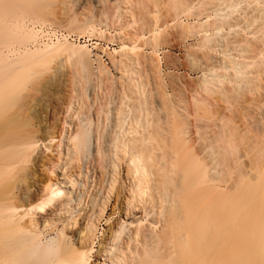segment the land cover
Instances as JSON below:
<instances>
[{"label":"bare ground","instance_id":"6f19581e","mask_svg":"<svg viewBox=\"0 0 264 264\" xmlns=\"http://www.w3.org/2000/svg\"><path fill=\"white\" fill-rule=\"evenodd\" d=\"M55 1L57 0H0V264H234L233 260L236 257L232 260V251L236 252L240 260L238 264H264V203L261 204L262 202L259 201L261 198V195L259 196L261 179L258 182L256 179H258L259 175L258 173L256 175L254 173L250 177L251 179H248L249 181L246 179L247 182H239L241 184L243 183V186L240 190H237V184L239 183L237 180L231 179V171L229 172V165H227V163L229 164L228 158H232L230 157L231 152L228 151L229 148L227 149L223 145V148L230 152V154L227 153L229 154L228 157L226 151H222L223 148L219 145L226 138H231L232 136H227L229 135L227 134V137L222 139L223 142L216 145L218 147H214L212 143L215 140L219 141L224 136V130L222 132L219 131L221 129L217 130L222 134L221 137L220 135H215L216 133L214 132H217L215 131L216 129L212 130L215 136L212 142H210L212 139H209L210 141L205 139L206 135L205 137L198 135L201 132L200 128H198L201 126L198 123L201 121L204 123V125L201 123L203 125L201 129L204 127L208 129L210 125L208 123H216V120L213 118L215 113L213 117L208 116L210 113L204 116L206 115L204 113L207 109L204 103L201 106H196L202 111L200 112V119H189L190 117L184 116L186 117L184 120V117L182 118L181 116L182 111L181 113L177 111L178 107H169L167 109L163 104V107L157 106L155 109L156 106L153 105V102L151 106L147 103L148 99L144 101V99L140 98V100L138 97L140 100H138V106L145 107L146 114L150 110L155 115L149 113L151 120L147 119L149 120L147 121V116L144 117V120H140L142 121V124L139 122L140 126L138 125L140 131L136 130L138 131L136 132L138 136L133 137L137 135L134 134L130 137L131 139L128 137L130 141L126 144L129 145L124 143V146H129L130 151L124 146L120 147V149L117 148L118 151L120 150L119 152H121L122 148H126L124 151L126 152L127 150L130 152L131 156L127 153L129 155L127 156L130 157L129 159L124 155L128 158L126 165V159H122L125 170L122 177L120 176V182L114 187V194L112 193L113 203L110 208L111 212L105 215L103 219L101 218L102 222L100 224L98 223L99 221L96 218L100 215L96 217V198L98 195L100 196L102 192L101 188L97 189V192L93 193L94 195H87V204L80 206L81 203L84 204L82 201L84 196L82 194L84 193L82 191V194L77 193V189L74 187L78 184V180L81 179L80 177L83 171L80 168L81 164L77 163L81 157L85 159L84 157L91 155V158H89L91 159L90 163L93 164V167L92 173H90L92 174L91 176L97 178L96 181L99 184L107 173L104 174L103 171L107 169V167L106 169L104 168L105 156L103 154L104 151H102L103 145L105 146L102 143L104 138L102 139L103 134L101 135L98 129L100 128L98 121L101 118H97L94 121L92 120L93 117L91 118L89 116L79 118L76 121L74 120L76 114L74 115L71 112L72 101H74L72 98L75 99L74 95L77 91L81 93H77L81 97L86 94H83L85 90V85L83 84H87L91 79L90 75L93 73V70H91L90 62L92 60L89 56L90 52L86 49L85 45H75V47L70 44H64V42L63 44L57 42L53 46L48 47L50 52L52 50L51 53L47 56L44 55L45 57L42 54L43 57L39 59V56H36V59L34 55V58L31 56V52L21 54L11 47V44L16 42L22 43L19 41L34 42L40 30L36 29L35 26H33V29L19 22L17 23L13 18L26 13L31 15L30 19H36L37 22L43 23L41 21H45L44 19H46L43 16L52 13V7ZM142 1L146 5L144 6L142 2L146 10L144 9L143 12H140V10L137 14L146 27H152L154 31H159V27L161 26V24L159 25V21L161 18L165 19L166 16L177 18L184 13L185 15L190 13L191 16L194 10V15L196 14L195 12H198V16L195 15V18L196 16L198 18L200 16L198 10L201 11V9L204 7L207 8L209 5L211 6L207 8L209 12L212 11L211 8L214 11L212 14L214 23L212 20L209 22L206 19V23H210V28L212 27V23L215 24L213 26L216 29H220L223 26L232 28L234 24L231 22L235 20V25H237V22L238 24L240 23L241 18L243 22H247V25L259 19L264 25V0H255L262 7L260 9L259 5L258 12L252 11L253 13L249 12V9L247 10L249 2L247 1V4L245 0H195L194 3H198L199 1V5L196 3L195 5L192 0ZM243 1L247 6L244 3V5H241ZM250 5L252 4L250 3ZM208 10L206 14L204 13L206 17H209ZM116 12H118V9ZM234 13H237L236 15H239L240 19L237 17L232 18L234 17ZM202 14L201 17L204 15ZM118 15L121 14L119 13ZM209 15L211 16V13ZM83 17L82 19H70L68 24L76 23L78 27L88 25L91 22L90 18L88 16ZM204 23L202 22L199 26H197L198 24L196 22L194 24H197L195 26L198 28L200 26L202 27ZM179 24L181 25L182 22H178L177 25ZM141 25L143 26V24ZM195 26L193 27L192 25V29L196 32ZM204 26L206 29H203ZM204 26L202 29L205 32L207 29L209 30V25L206 26L205 24ZM183 27L185 28L186 26L184 25ZM190 27L188 25L187 29L194 32ZM239 28L241 27L239 26ZM202 29L200 28V30ZM242 29L244 30V28ZM261 30L258 33L264 34ZM215 31L214 34L218 30ZM233 31L236 32L235 29ZM158 33H153L155 38H157ZM226 35L228 36V34ZM218 36H215V38ZM243 37L246 38L248 36ZM256 37L257 35L255 39ZM259 37L256 39L258 43L264 40V36L261 38L262 40H259ZM204 39L205 43L203 45H206L207 42L211 43V39L214 41L213 37L210 38L208 35L203 34V42ZM240 41L243 40L240 39ZM152 42L150 43L151 45L153 44ZM214 42L216 43V41ZM248 42L253 45V42ZM249 43L248 46L250 45ZM237 44L239 45L240 42H237ZM241 44L245 45L246 43ZM241 44L240 46L242 48ZM263 44L261 46H264ZM128 47L124 45L122 49H129ZM245 47L243 46V48ZM134 48L136 46H132L130 49ZM260 49L262 52V47ZM43 53L47 54L45 52ZM209 53L207 55L205 53L206 59H209L212 55H209ZM208 55L209 58H207ZM134 56L136 57V55ZM230 57L229 55V59H227L229 60V67L233 69L231 70V75H233L232 79L235 78L233 81H236V83L238 79V81H241L237 84L235 83V86H233L234 83L230 82L231 87L229 86V88L232 89L233 86L234 90H228L234 91L233 94L235 95L236 91L238 93L240 89L242 91L246 87L248 79L250 80L249 76L253 75L248 71L250 75L248 77L246 76L248 72L245 71V68L248 67L250 61L244 62L246 59L244 61L242 60L244 63L242 66V63L240 64L239 61L236 63V59L234 61ZM260 59L262 58L260 57ZM156 61L158 62V60ZM156 64L154 62L152 66L156 68ZM262 64L260 67L262 66L263 68ZM143 67L145 68V66ZM208 71V73H203L202 75V83L205 90L211 89V83L215 85L221 82L219 79V71L215 72L211 68ZM254 78H251V80H254ZM214 82L216 83L214 84ZM224 82L220 86H217V84L216 86L221 87ZM131 83L133 85V82ZM240 83L246 84L245 87H241L242 85ZM248 86L246 87V91L248 90ZM224 88V91H228L226 87ZM212 90L207 91L211 93L210 91ZM214 90L212 92L213 94L219 91L216 90L217 92H214ZM241 91H239V95H242L243 91ZM245 92H243V95ZM132 93L134 94V92ZM147 93L145 92L146 95ZM133 94L132 96H134ZM218 95L220 96L221 94L219 93ZM80 101L82 102V100ZM124 102H126V99ZM148 102L151 103L150 101ZM146 104L149 106L146 107ZM119 105L120 109H122L121 104ZM153 106L155 107L153 108ZM158 107L165 108L167 111ZM133 108L135 109L136 107ZM160 109L165 112L163 114L165 117L163 116V118ZM97 112L96 115L100 113ZM129 112H132V110ZM178 113H180L179 115L181 117ZM226 125L224 123L225 127ZM230 127L233 128L232 126ZM141 128H143V132ZM196 128H198L199 132ZM133 129V133H135V127ZM103 131L102 133L105 132ZM202 131L206 130L202 129ZM140 132H142L141 135L139 134ZM232 132H230L231 135L235 133ZM220 133L217 132V134ZM239 133L237 131L236 134ZM196 134L202 137L200 141L203 142V145L199 142ZM203 138L206 140L205 142ZM207 140L210 144L209 142L206 144ZM227 140L226 142L228 144ZM230 145H233V143L227 146ZM219 147L220 150L218 149ZM221 151V155L225 153L224 156L220 155ZM233 151L235 152L234 154L237 153L235 150ZM105 155L107 156L109 153ZM118 163L120 164L119 160ZM257 175L258 177L256 178ZM237 179L239 178L237 177ZM111 189L113 190V187ZM236 191L240 192L237 193L238 196H235L236 194L233 195ZM234 196L236 199H233L235 198ZM258 196L260 197L259 199ZM236 231H240L238 232L240 233L238 238L234 235ZM234 238L235 242H233ZM236 239H239V242L237 240L238 244L236 243ZM233 243L236 244L234 246L238 247L236 249L237 251L232 249Z\"/></svg>","mask_w":264,"mask_h":264},{"label":"rangeland","instance_id":"374dc122","mask_svg":"<svg viewBox=\"0 0 264 264\" xmlns=\"http://www.w3.org/2000/svg\"><path fill=\"white\" fill-rule=\"evenodd\" d=\"M139 1L138 0H127V1L126 0H120V1L119 0H66V1L65 0H57V1H55L54 5L52 7V13L43 16V17H46V19H44L45 21H41L43 23L37 22L36 19H30L31 15L26 14V13L21 14V15L17 16L16 18H13V20L15 22H17V23L19 22L21 24H24L29 28L34 29L33 26L41 27V29L39 28L40 30L37 33L38 36L34 42H32V41H30V42L29 41H26V42L19 41L22 43L20 44V43L16 42L17 44L16 43L11 44V47L16 49V51H18L21 54H24L25 52L26 53L31 52L32 57H33V55L35 58H36V56L37 57L39 56L38 57V59H39L40 57L42 58L44 55L47 56L49 53H51L52 50L50 52V49H48V47L53 46L57 42L62 43V44L64 42V44H70L73 46L85 45L86 49H88L90 52L89 56L92 60V61L90 60L91 61L90 63H91V70H93V73L91 72L92 73V75H90L91 79L87 82V84L86 83L83 84V85H85V87H84L85 90L83 91V94L84 93H86V94L84 96L82 95V97H81V95H78L80 92L77 91L75 93L76 96L74 95L75 99L72 98V100H74V101H72L71 112L74 115L76 114V117L74 116V120H76V121H78L77 119H79V118L81 119V118H86L89 116L91 118L93 117L92 120H94V121L97 120V118H99V119L101 118L98 121L99 122L98 126L100 125V128H98V129H99L101 135L103 134L102 139L104 138L102 143L105 144V146L103 145L102 151H104L103 154L105 156L104 168L106 169V167H107V169H106V171L105 170H103V171H104V174L106 172L107 173L105 174L104 178L102 179V182L100 181V184H99V182L96 181L97 178L94 176H91L92 175L91 174L92 173V167H93V164L90 163L91 155L89 156L90 158L84 157L85 159H83V157H81V159L77 163L81 164L80 168L83 171H82V175L80 177L81 179L78 180V184L75 185V187H74L75 189H77V193L82 194V192H83L84 194H82V195L85 196V197L83 196V200H82L84 204L81 203L80 206L86 205L87 204L86 200L88 199V196L94 195L93 193H96L97 189L101 188L102 192L100 193V196L98 195L97 198L95 197L96 202H97L96 217L100 215L99 217H97L98 219L96 218V220L99 221L98 223L100 224V222H102L103 217L111 212L110 208H111V204L113 203L112 193L114 194V192H113L115 190L114 187L120 182L122 174L124 173V170H125L124 169L125 166H124V163L122 162V159L123 160L126 159L125 161H127V162L124 161L125 165H126V163H128L127 159L128 158L130 159V157H128L130 155V152L127 151V150H129V148H128L129 146H126L129 144H126V143H128L130 141L131 136H133L134 134H137L136 132H138V131H136V130L140 131L139 122H140V124H142L141 123L142 121H140V120H144V117H146V116H147L146 120L147 119L151 120V118L149 117V113H151L152 111L150 112V110H149V112L147 113L148 115H147L146 111H145L146 109H144L145 107L143 108V107L138 106V103L141 100L140 98L144 99V101H147V99H148V101H150L151 103H149L148 101H147V103L150 105L153 102L154 103L153 105L156 106V107L153 106V108L155 107V109L157 108V106H161V107L164 106L167 109H169V107L170 108L171 107L172 108L178 107L177 111L178 112L180 111V113L182 111V115H181L182 118L184 116H187L188 118L190 117L189 119H191V118L192 119H194V118L200 119V117H201L200 112H202V111H200L196 106H198V105L201 106L204 103V106L206 105V108L208 109V110L206 109V111L204 113L206 115H204V116H207L208 115L207 113H210L211 115L209 114L208 116L213 117V114L215 113L213 118L216 120V123H214V122L208 123L210 125H209V128L208 127L207 128L210 129L211 125H213V126L216 125V126L214 128H212L213 127L212 126L210 129L211 131L208 129H205V127H204L202 129L206 130V131H202L201 127L204 125V123L201 121L200 123H198L201 126V127H198V128H200L201 132L198 134L199 130H198V128H196L198 130L197 134L199 136H202V137H205V135H206L205 139H208V140L212 139L211 141L209 140L210 142H212L215 139V136L213 134L214 131L212 132V130L216 129L215 131H217V130L221 129V130H219L220 132H222L224 130L223 134L225 137L224 136L221 137L222 134L219 131H217V132L220 134H217V132H214V133H216L215 135H217V136L220 135V137H221V139H220L221 141L215 140L214 143H212V145H214V147L216 145H218L219 143L223 142L222 139H225L227 136H232L231 138H226L222 144H219V145H221L220 147H222V148H223V145H225L227 147V149L229 148L228 151L231 152V154H230V152L226 151V149L223 148V150H222V148H221L222 151H224V150L226 151V155L228 157H229V154H230V157H232V158H228L229 164L227 163V165H229L228 166L229 172L231 171V173H230L231 179L237 180L239 183V182H245V181L247 182L248 179H251L250 177H252V175H254V173H255V175L258 173L259 177L262 176L259 178L257 175L256 178L258 177V179H256V180H258V182H259V179H261L260 180V186L262 189L260 188V193H259V196L261 195L260 196L261 198L258 196V199L260 198L259 201L262 202L261 204H263L264 203V201H263L264 200V194H263L264 193V190H263L264 189V178H263L264 177V148H263L264 147V120H263L264 119V59H263V57H264V49H263L264 46H261V45L264 43V40H262L261 38L264 36V34L261 33L263 35L262 36L260 33H258V31L260 32L261 29H262L261 31L264 32L263 31L264 30L263 23L260 22L261 20L259 19L256 22H253L252 24L247 25V22L246 21H245L246 23L243 22L242 18H241V20H240L241 24L240 23L238 24V22H237L238 26L235 25L236 21L233 20L231 22L232 24H234L232 26V28L229 26H228V28H227V26H223L220 29H216V27H214L215 24H213L214 20H212L214 18L212 15L214 13V11L211 8V10L213 12L212 11L209 12V10L207 9L210 6L209 5L207 8L202 7L203 9H201V11L198 10L199 15H200L198 17L199 19L197 18L198 12H195L196 13L195 15H197L195 18V15H194L195 10L193 11V13H191V16H190V13H188L187 15H185V13H184V14L179 15L178 16L179 18L178 17L172 18V17H167V16L165 17V19L161 18V20L159 21V25L161 24V26L159 27V31H154L152 27H149V28H148V26L146 27V25L143 23L142 20H140V17L137 14L140 10H141L140 12H143V10L145 9L143 7V5L146 6L142 0L140 1L141 4L139 3ZM194 1L195 0H192L193 3H194ZM199 1H201V0H199ZM199 1H198V3H196V2L195 3L199 5ZM247 1L249 2V5H248L249 8L247 6V4H248ZM253 1L252 0H245V2L247 4L243 1L241 5L246 4L247 10L249 9V12H252V11L258 12L257 9H258V6L260 4H258L259 2L257 3L255 0H253ZM142 2H143V5H142ZM252 2L255 4H253ZM116 3H118V4H116ZM135 3H136V5H135ZM250 3L253 6L250 5ZM255 5H257V6L255 7ZM58 6H60V7H58ZM115 6H117V7H115ZM65 7H67V8H65ZM260 7H262V6L260 5L259 8ZM120 8H121V11H120ZM60 9H61V11H60ZM107 9H109V10H107ZM117 9H118V12H116ZM202 10H204L203 14L204 13L206 14L207 10H208L209 14L211 13L212 17L209 14H208L209 17H206L205 14L203 15ZM72 11L74 12V14ZM89 11H90V13H89ZM119 13L121 15H118ZM200 13L203 15L202 17H201ZM236 14L237 13H234V15H233L234 17H232V18L237 17L238 19H240L239 15H236ZM70 16H71V18H70ZM83 16H85V17L88 16V18H90L91 22L88 25L78 27V25L76 23H72V24L69 23L68 24V21L70 19H73V18L82 19ZM192 16H193V18H192ZM85 17H83V18H85ZM206 19H208L207 21H209V22H211V20L213 21L211 28H210V23L209 22H208L209 24L206 23ZM56 21H58V22H56ZM178 22L179 23L182 22V24L177 25ZM195 22L198 25L194 24ZM202 22L203 23L205 22L202 25V27L205 24H206V26L209 25V30L207 29L208 31L206 30V32H205L203 30V29H206L205 26L203 29L201 26L198 28L195 26V25L199 26L200 24H202ZM141 24H143V26ZM172 24H174V25H172ZM184 25L186 26L185 28L183 27ZM188 25L191 26L190 27L191 29H192V25H193V27L195 26L197 33L193 29H192V31H194V32H191V30L187 29ZM239 26L241 28H239ZM258 27H260V28H258ZM151 28H152V30H150ZM200 28L203 31L200 30ZM212 28H214V29H212ZM242 28H244V30ZM163 29H164V31H163ZM229 29H231V30L229 31ZM232 29L233 30L235 29L236 32L233 31ZM173 30H174V32H173ZM215 30H218L217 33L219 32L218 34L215 33L217 35L214 34V32H216ZM223 30H224V32H223ZM155 32H159L158 36H157L158 39L155 38V35L153 34ZM250 32H251V34H250ZM184 33H186V34H184ZM212 33H213V36H212ZM243 33H245V34H243ZM203 34L208 35V37H210V38L213 37L214 41H216V43H215L214 41H212L213 39H211V43L210 42L206 43V45L209 43L208 46L210 49L207 48L208 46L203 45L205 43V39L203 42ZM219 34H221V35H219ZM226 34H228V36ZM232 34H233V36H232ZM160 35H162L163 37ZM218 35L221 37V39ZM253 35H254L253 39L255 40V43H254V40L252 39ZM256 35H257L256 39L258 38V36H260L259 40H262L263 43H261L262 41H260L259 43L256 42L257 41L255 39ZM215 36H218V37L215 38ZM243 36H245V37L248 36V37L244 38ZM249 37H251L250 39L253 41H251L249 39ZM147 39H148V41H147ZM240 39L243 41H240ZM246 39H247V41L253 42V45L248 42L251 45V46L250 45L248 46ZM152 41H154V42H152ZM229 41H230V43H229ZM232 41H233V43H231ZM151 42L154 45L153 44L151 45L150 44ZM237 42L238 43L240 42V44L246 43L247 45L245 44L246 45V47H245V45L241 44L242 45V48H241L240 44L238 45ZM122 43H123V45H122ZM228 44H230V45H228ZM124 45L127 47L129 46L128 47L129 49L123 50L122 46H124ZM213 45L215 46V48ZM132 46L133 47L136 46V48L130 49V48H132ZM243 46L245 48H243ZM237 47L241 48V49H238ZM259 47L260 48L262 47V52H261V49ZM229 48H231V49H229ZM128 50H129V52H127ZM203 50L206 53V55L209 52H210L209 55L212 54L210 56V58H209V55L207 56V58H209V59H206V55L203 52ZM241 50H244V51H241ZM245 50H247V51H245ZM43 52H45L47 54H44ZM211 52H213V53H211ZM140 53H142V54H140ZM201 53H202V55H200ZM240 53H242V54H240ZM252 53H254V54H252ZM39 54H41V55H39ZM42 54H43V56H42ZM245 54H247V55H245ZM256 54H257V56H256ZM134 55H136V57ZM229 55L231 56L230 58L233 59L234 61L236 59V61H237L236 63H238V61L240 62V64L242 63V66L244 64L243 61L245 59L246 60L244 62L250 61L248 67L245 68L246 72L249 71L251 73V75H253V76H249L250 73L249 72L246 73V76L250 77V80L248 79V82H247L250 85L249 86H248V84L247 85L245 84V85H246V87L248 86L247 89L250 92L248 90L246 91L245 85L240 83L242 85L241 87H245L242 90L243 92L246 91L244 93V95H243V92L241 91V89L239 91L242 92V95H239L240 94L239 91H238V93L236 91L235 95L233 94L234 91L233 92L231 91L233 89V86H235L236 81L235 82L233 81V80H235V78L232 79L233 75H231L232 74L231 70H233V69H231V67H229V63H228ZM95 56L97 57L96 59H95ZM137 56H139V57H137ZM260 57L262 59H260ZM128 58L130 60L131 59L132 60L130 61ZM154 58L156 60H158V62ZM136 59H138V60H136ZM226 59H227V61H226ZM257 59L260 60V62H261L260 64H259V60H257ZM135 60H136V62H135ZM141 60H143V61H141ZM153 61L157 63L156 68L154 66H152L154 63ZM255 61H257V62H255ZM151 62H152V64H151ZM262 62H263V64H262ZM250 63H252V64H250ZM261 64L263 65V68H262V66L260 67ZM143 66H145L146 69ZM97 67L101 70H99ZM210 68L213 69L215 72L219 71L218 72L220 74L219 79L221 80V82L220 83L214 82V84L216 83L217 86H220L224 81H226V82H224V84L228 83L227 84L228 86L223 84V86H221V87H223V88L226 87V90H228V89H231V88H229L230 82L234 83L232 86V89L228 90L229 93H228V91H224L223 88L221 89V87H217L216 84L212 85V83L210 86L211 89L214 90V89L218 88L216 90L217 91L219 90L220 92L219 91L217 92L216 90H214V92H217V93L213 94L212 93L213 90H212V91H210L212 93L211 94V93H209V91H207V90H211V89L205 90L203 88L204 85L202 83V75H203V73H208L209 72L208 70ZM155 69H156V71H155ZM259 69H260V71H259ZM101 74H103V75H101ZM251 78L252 79L254 78V80H251ZM229 79H231L232 81ZM236 80H237V78H236ZM238 80H237V83L241 82ZM250 81H252V82L254 81V83H252V82L250 83ZM131 82H133V85ZM102 85H104V86H102ZM139 85L141 88L138 87ZM110 86H111V88H110ZM159 88L164 90V91L160 90ZM132 92H134V94ZM135 92H137V93H135ZM145 92L146 93L148 92L147 95L145 94ZM226 92H227V94H226ZM230 92L232 93V95ZM131 93L134 96H132ZM219 93L221 94L220 96L218 95ZM136 94H138V95L136 96ZM78 96H79V98H77ZM218 96H219V98H218ZM237 96H239V97H237ZM240 96H243V97H240ZM123 97H125V98H123ZM138 97L140 100L138 99ZM144 97H146V98H144ZM151 97H153V98H151ZM231 97H232V99H231ZM235 97H236V99H235ZM79 99L82 100L83 103ZM125 99H126V102H124ZM76 100H77V102H75ZM84 100H86V101L84 102ZM129 100H131V101H129ZM103 102H104V104H103ZM207 102H208V104H207ZM98 103H99V105H98ZM119 104H121L122 109H120ZM209 104H211V105H209ZM103 105H105V106H103ZM82 106H83V108H82ZM129 106H130V108H129ZM147 106H149V105L146 104V107ZM125 107H127V108H125ZM133 107H136V108L134 109ZM161 107H158V108H161ZM99 108H101V109H99ZM149 108L151 109V107H149ZM165 108H161V109H165ZM167 109H165V111H167ZM121 110L123 113L121 112ZM128 110L129 111L132 110V112H129ZM134 110H136V111H134ZM97 111L100 113H98ZM209 111H211V112H209ZM96 112L98 113V115L100 114L99 117H97L98 115H96ZM135 113H137V114H135ZM153 113H154V111H153ZM156 113L158 114V112H156ZM159 113H160V111H159ZM161 113H162V118H163V116H164L163 114L165 113L164 110H161ZM180 113H178V115ZM183 113L184 114L186 113V114L184 115ZM196 113L198 116L196 115ZM120 114L123 118L120 116ZM152 115H155V114H152ZM201 115H202V113H201ZM117 116L120 118H118ZM202 117H203V115H202ZM154 118H155V116H154ZM183 119L185 120L186 117H184ZM108 120H109V123H108ZM133 120H134V122H133ZM149 120H147V121H149ZM143 122H145V121H143ZM224 123H225V125L227 124L226 127L228 126L230 129L228 127L226 128L224 126ZM252 123H253V125H252ZM117 126H119V127H117ZM129 126H132V127H129ZM133 126L135 127V133H133L134 132ZM230 126H232L233 128H231ZM222 128H224V129H222ZM142 129L143 128H141V130ZM235 129H237L238 133L239 132L240 133L236 134L237 131H235ZM227 130H228V133H227ZM102 131L104 133H102ZM118 131H119V133H118ZM208 131H210V132H208ZM231 131L235 132V133L232 132L234 136L236 135L235 137L233 135H231V133H230ZM142 132H143V130H142ZM142 132H140L139 134L141 135ZM209 134L210 135L212 134V136L210 137ZM227 134H229V135H227ZM135 136H138V134L134 135L133 137H135ZM199 136L197 138H198L199 142H201V144L203 145V142L200 141V140H202L201 139L202 137H199ZM119 137H121V138H119ZM126 138H128V140H126ZM234 138H235V140H234ZM119 139H120V141H119ZM205 139H204V142L206 141ZM227 139H231L235 142H233L231 140H227ZM237 139H238V141H236ZM113 140H114V142H113ZM208 140H207L206 144H208V142H209ZM226 140L228 141V144H227ZM229 141L231 143H233V145L227 146V145L231 144ZM210 142H209V144H210ZM116 143H118L119 146L116 145ZM124 143L126 144L125 146H124ZM109 146H111V147H109ZM122 146L127 147L126 152L124 151L126 148H122L121 152H119L120 150L119 151L117 150V148L120 149V147H122ZM231 146H234V147H231ZM261 146H263V147H261ZM216 147H218V146H216ZM220 147L218 148L219 150H220ZM230 148H231V150H230ZM122 150L124 153L122 152ZM233 150H235L237 153L234 154L235 152ZM222 151H221L220 155L222 154ZM105 152L107 154L109 153L110 156L109 155L106 156ZM262 152H263V154H262ZM127 153H129V155ZM227 153H229V154H227ZM224 154L221 156H224ZM124 155H126V156L128 155L127 156L128 158ZM253 155H255L256 157ZM122 157H125V158H122ZM116 158H118V159H116ZM118 160H119L120 164L118 163ZM233 165H235V166H233ZM237 177L239 179H237ZM123 179L125 180V178H123ZM114 182H115V184H114ZM252 182H254V181H252ZM242 184L241 183L237 184V190H240L242 188V186H243ZM86 186H87V188H86ZM111 186L113 187V190L111 189L112 188ZM91 187H92V189H91ZM261 190H262V192H261ZM110 193H111V195H110ZM237 193H240V192L236 191V193H234L233 195L236 194L235 196H238ZM233 199H236V197ZM101 210H103V211L101 212ZM238 232H240V231H238ZM238 232L236 231L237 235L234 232V235L236 236V238H238V236L240 235V233H238ZM233 240L232 241L235 242V238ZM237 240L239 242V239H236V243H237ZM234 245H236V244L235 243L232 244V247H233L232 249L233 250L238 249V247H236ZM232 253H233V254H231V258L233 257L232 260L235 259V257H236V259L233 260V263L238 264L240 260H239L238 256L236 255V252L232 251Z\"/></svg>","mask_w":264,"mask_h":264},{"label":"built area","instance_id":"2783aa9c","mask_svg":"<svg viewBox=\"0 0 264 264\" xmlns=\"http://www.w3.org/2000/svg\"><path fill=\"white\" fill-rule=\"evenodd\" d=\"M35 28H36V29H39V28L41 29V27H39V26H35Z\"/></svg>","mask_w":264,"mask_h":264}]
</instances>
